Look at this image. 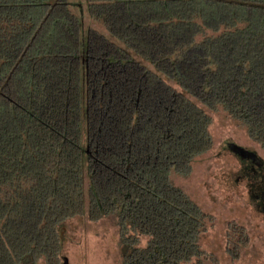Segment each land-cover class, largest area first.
Returning <instances> with one entry per match:
<instances>
[{
    "label": "trees",
    "instance_id": "trees-1",
    "mask_svg": "<svg viewBox=\"0 0 264 264\" xmlns=\"http://www.w3.org/2000/svg\"><path fill=\"white\" fill-rule=\"evenodd\" d=\"M221 117L264 148V0H0V264H61L78 218L109 222L119 264H220L176 179ZM231 150L264 208L263 163Z\"/></svg>",
    "mask_w": 264,
    "mask_h": 264
},
{
    "label": "rangeland",
    "instance_id": "rangeland-1",
    "mask_svg": "<svg viewBox=\"0 0 264 264\" xmlns=\"http://www.w3.org/2000/svg\"><path fill=\"white\" fill-rule=\"evenodd\" d=\"M210 131L214 139L212 152L196 162L188 179H176L177 184L202 211L215 217V227L209 231L203 248L219 258L220 264H264V208L254 199L263 189L259 186L253 191L252 182L244 172L249 163L231 150L240 148L252 152L264 165V148L222 117L215 118ZM231 222L245 227L250 237L246 255L237 262L230 261L226 255L227 225ZM61 261V264L65 261L68 264H119L115 230L108 221L97 224L87 218L70 221Z\"/></svg>",
    "mask_w": 264,
    "mask_h": 264
},
{
    "label": "flooded vegetation",
    "instance_id": "flooded-vegetation-1",
    "mask_svg": "<svg viewBox=\"0 0 264 264\" xmlns=\"http://www.w3.org/2000/svg\"><path fill=\"white\" fill-rule=\"evenodd\" d=\"M242 157L244 158V159H246V161L248 160V161H251V162H257L258 160H254V159H251L252 158V156L250 155H242ZM262 195H264V194H262ZM263 197V196H262Z\"/></svg>",
    "mask_w": 264,
    "mask_h": 264
},
{
    "label": "water",
    "instance_id": "water-1",
    "mask_svg": "<svg viewBox=\"0 0 264 264\" xmlns=\"http://www.w3.org/2000/svg\"><path fill=\"white\" fill-rule=\"evenodd\" d=\"M57 4V1L54 3V6ZM20 61H21V59H20ZM20 61L18 62V64L20 63ZM13 73V72H12ZM12 73H11V75H12ZM10 79V77L8 78V80ZM8 80L6 81V83H5V85L7 84V82H8ZM64 264H68V261H65V263Z\"/></svg>",
    "mask_w": 264,
    "mask_h": 264
}]
</instances>
